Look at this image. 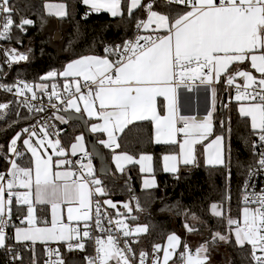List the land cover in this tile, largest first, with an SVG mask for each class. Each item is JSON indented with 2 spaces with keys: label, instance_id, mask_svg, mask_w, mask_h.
I'll use <instances>...</instances> for the list:
<instances>
[{
  "label": "snow or ice",
  "instance_id": "1",
  "mask_svg": "<svg viewBox=\"0 0 264 264\" xmlns=\"http://www.w3.org/2000/svg\"><path fill=\"white\" fill-rule=\"evenodd\" d=\"M82 2L97 13L106 11L112 17H122L125 14L121 0H82ZM154 2L155 0H150L142 5V0H128L125 7L129 16L134 9L141 6L147 11V21L138 22L137 29H147L155 24L156 28L153 31L163 30L164 34L155 37L139 35L134 41H127L123 46L106 47L104 57L82 56L68 63L66 69L59 75L74 78V91H70L66 99L56 96L61 105H66L60 111L71 108L79 113L81 107L78 100L84 101L83 108L87 116L102 121L93 123L90 131L106 133L107 139L100 141V144L110 150L120 147L116 133H123L128 125L135 121L151 120L155 123L154 141L157 144H177V135L182 133L183 142L179 144V155L163 156L164 170L176 172L177 165L181 161L184 165L195 164V145L202 143L211 135L214 127L211 111L206 117L199 119L196 116L179 114L178 89L183 87L191 91L194 86H204L211 93L214 109L216 88L213 85L220 83L223 76L228 86L236 87L235 100L247 101L246 105L239 107V112L245 117H250L254 132L258 130L260 145L253 144V148L264 147V0H168L169 4L183 6V11L175 13L171 19L169 15L154 11ZM12 14L10 0H0V19L3 20V23H0L2 29L0 40L10 39V29L14 24ZM58 15H67L66 6H60ZM32 24V20L21 18L16 27L24 31L25 25ZM5 51L7 55L8 50ZM11 53H16V49H12ZM108 53L114 54L116 59H108ZM27 58V55L22 53L12 55V60H27ZM246 63L259 76L254 75L251 70L240 67ZM56 75V72H50L44 79ZM78 77L83 78V87L87 89V94L81 92V82L75 79ZM238 77L245 81L243 91L240 85L235 84ZM64 87L67 89L68 84ZM0 88L12 91V88L4 85H0ZM24 88L32 92V88L27 84H24ZM158 97H163L166 101L163 104L165 115H161L158 111ZM33 98H35L34 92ZM8 107L7 103H0V109ZM31 110L29 108V111ZM42 110L37 109V111ZM56 119L61 123H67L64 115H59ZM178 122L181 123V127H177ZM224 124L225 121H220L221 127H224ZM40 130L47 138L46 127H41ZM22 133L28 134L22 143L33 158L31 166L28 167H22L17 163V158L23 155L18 151V141ZM33 137H37L35 126H32L31 130L22 129V132L17 133L8 144L9 155L5 159L8 160L10 168L6 173L0 172V248L6 246L8 239L6 229L12 227L15 233L13 238L17 242L37 240L66 242L68 251H84L85 241L92 240L95 244V255L86 256V264H110V262L132 264L136 259V253L127 239L121 247L119 237L122 235L127 238L147 233L148 227L140 225L131 229L122 219L117 218L113 221L106 210L102 211L101 202L93 200L94 196H104L107 193L102 181L96 177L91 162L92 153L85 148L84 135L76 136L75 143L71 144V155L82 153L81 161L77 162L80 169L73 171V162L61 159L56 162L57 167L64 165L69 167L57 172L52 170V157L47 155L45 139L37 138L34 144ZM224 140V135L215 136L209 145L211 152L207 158L208 164H225ZM47 145L53 149L55 155L60 157L66 155L62 148L56 151L60 145L59 139L55 141L47 139ZM2 147L0 145V148ZM42 151L44 155L41 154ZM258 156L257 167L264 170V151L258 153ZM84 158L88 159L87 164L82 162ZM113 159L117 169L123 172V162L143 164L144 161H151L152 157L142 155L137 161L131 155L122 153L114 155ZM147 170L150 171V167ZM150 186L152 185L145 181L144 187ZM15 189H24V191ZM247 189L246 184V193ZM13 198L18 205L27 206L26 216L20 219V224L25 225L23 227H17L12 223ZM243 199L245 206L242 209L241 219L226 216L223 205L215 203L211 205L213 214L226 219L228 226L227 233H215L212 242L229 243L230 236L234 235L238 245H251L255 264H264V190L259 193L255 191L247 193ZM36 204L50 205L51 227L38 226L35 215ZM103 204L113 209L117 207L111 200H104ZM62 205H68L67 220L76 221V226L63 223ZM252 205L255 207H251ZM136 207L140 209L138 201ZM123 208L127 209L128 213L133 210L129 203H124ZM120 215L121 213L117 211V216ZM193 219H197L195 215ZM105 220L109 226L114 225L115 232L113 227H105ZM80 222H83L82 227ZM93 225L96 230L106 235H92L90 229ZM185 227L189 232L194 230L188 225ZM137 242L133 241V243ZM179 242L180 238L175 234L167 237V249L172 251L164 250L163 264H168ZM185 249L186 252L180 254L183 264H205L206 258L193 259L187 252V246ZM160 250L161 245H154V252ZM202 251H207L206 246L202 245L196 250L197 256ZM257 251L261 255H257ZM53 254L56 259L47 261L46 264H65L58 249L49 250V256ZM147 255L143 251L139 253V264H145ZM16 258L22 259L19 256ZM153 264H159L158 257L154 259Z\"/></svg>",
  "mask_w": 264,
  "mask_h": 264
},
{
  "label": "trees",
  "instance_id": "2",
  "mask_svg": "<svg viewBox=\"0 0 264 264\" xmlns=\"http://www.w3.org/2000/svg\"><path fill=\"white\" fill-rule=\"evenodd\" d=\"M48 0H10V5L17 21L22 16L33 21L27 30H14L13 43L16 48L27 54V60L14 66H3L0 70L1 83L8 86L24 81L39 85L51 86L59 83L60 79L47 77L50 72L59 71L62 66L75 57L89 53L106 54L104 49L116 48L124 45L137 32L136 24L144 20L147 11L143 6L134 9L132 15L127 14L125 7L128 0H121L124 15L112 17L110 13L101 11L95 13L82 0H49L66 4L67 15L55 16L45 9ZM150 0H143L147 4ZM153 9L169 16L183 11V6L156 1ZM56 32L61 33L60 40L54 39ZM114 60L116 56L108 53ZM218 108L214 114L213 134L224 135L226 160L221 166H211L203 163L202 146L196 147V162L183 165L178 174L163 171L161 159L163 153L175 151L176 145L157 144L153 136V123L137 121L129 125L119 136L117 152H127L133 156L151 152L154 157V174L158 185L145 189L142 187V172L138 165L132 164L123 172L114 170L111 164L109 149L98 143L107 153V160L111 166V175L104 176L108 196L114 201H128L132 212L126 213V220L132 225H147L148 232L138 234L132 244L136 259L141 251L149 253L154 245H161V253L168 235L175 233L181 237V246L173 260L180 259L186 242L208 243L212 248L219 241L213 243V236L219 232L226 234L228 226L226 219L213 214L211 205H223L225 215L236 219L240 216L243 191L242 186L250 171L257 165V148H253L258 140V132L251 128L250 120L241 116L236 100L228 101L227 91L223 84L217 87ZM224 101V104H223ZM0 103L9 105L7 114L0 118V172H6L10 140L21 133L22 129L34 123L39 113L29 111L28 105L22 98L16 97L9 91L0 90ZM223 104V105H222ZM220 121H225L221 127ZM65 130L61 134L64 145L69 144L75 133L84 132V126L78 121L64 124ZM230 129V131H229ZM25 133H22L24 136ZM21 139L19 142H21ZM18 160L22 165H30L28 154ZM139 202L140 209L136 204ZM20 208V207H19ZM42 222L47 221L49 211L47 207L39 209ZM15 216L21 215V209H12ZM193 215L197 219H193ZM135 217V219H133ZM185 225L194 229L189 232ZM231 242L226 243L231 258L220 262L208 258L205 264H255L252 259L250 245L240 246L234 235ZM38 250L42 244H38ZM211 255V250L208 257ZM85 253L66 252L67 264H86ZM6 255L0 251V264H5Z\"/></svg>",
  "mask_w": 264,
  "mask_h": 264
},
{
  "label": "built area",
  "instance_id": "3",
  "mask_svg": "<svg viewBox=\"0 0 264 264\" xmlns=\"http://www.w3.org/2000/svg\"><path fill=\"white\" fill-rule=\"evenodd\" d=\"M156 1H163L167 4L168 0H155ZM11 6V5H10ZM14 11L12 14V18L14 21V24L12 26V28L10 29V39H2L0 40V70L3 66H7V67H11L14 66L16 64H18L19 62H23L25 60H12V55L15 54H26L24 51L18 49L15 47L14 43L12 42L13 40V35H14V30L16 28V25L19 24L20 19L24 18V19H29L26 16H22L19 19H17V21L14 18ZM0 23H3V20L0 19ZM28 25H25V30L24 32L27 30ZM2 30V29H0ZM142 35V34H140ZM139 36V35H137ZM137 36L132 40L134 41ZM141 43H143V41H141ZM123 46V45H122ZM108 48V47H107ZM12 49H16V53H11ZM8 50V54L6 55V51ZM27 55V54H26ZM24 84H27L29 87L32 88V92H29L26 88H24ZM0 85H4L5 87H10L12 88L11 93H13L16 97L18 98H22V100L28 105L29 108L32 109V111H35L36 113H39L38 117L35 119L34 123L31 124L30 126H28L27 128H32V126H35V130L37 132L38 135L42 136L43 133L41 132V127H46V130L48 132V134L53 137V138H61V134L62 132L65 130V125L61 124L58 122V120L56 119V115H58L60 112V109L63 108V105H61L60 100H58L56 98L57 95H59L61 97V99H66L68 97V93L64 90L63 86L60 85L59 83H54L51 86H46L44 88H38V84L36 83H31V82H24V81H19L16 82L15 85H10L8 86L5 83H1V75H0ZM93 90H95V86H92ZM20 89V90H19ZM0 90L4 91L5 88H0ZM85 92L84 94H87V89L85 88ZM20 92H22L23 94H19ZM33 92L35 93V98H33ZM55 93V95L53 94ZM51 97V99H50ZM37 109H43L42 111H37ZM27 135V133H25ZM256 145H260V141L259 139L256 142ZM256 153L258 155V153L264 151V147H256ZM18 151H20L23 155L20 157H24L25 156V151L21 145V142L18 141ZM90 153V152H89ZM81 157H82V153H77V155L73 156L71 155L69 157V160H71L73 162V166H72V170L73 171H77L80 169V165L79 163H77L78 161H81ZM11 158H15V157H11ZM20 158H17V163L18 160ZM259 159V156H258ZM257 159V160H258ZM87 158L83 159V163H85V161H87ZM10 165H8V168L6 170V172L9 170ZM5 172V173H6ZM96 177L98 179H100L102 181V185L106 191V195L104 196H94V201L99 200L102 204V211L107 212L108 216L111 217L113 219V221H115L117 218L122 219L124 221V223H126L129 228L134 229L135 226L132 225L131 223H129L126 220L125 214L117 209H112L110 206L108 205H104L103 201L106 200V197L108 196V191L106 188V180L104 179V176L100 175V174H96ZM248 185V189H247V193H251L252 191H255L257 193L261 192V190H264V170H260L258 169L257 165L250 171L249 175L247 176V179L244 181L243 186H242V191H243V197H242V205L243 208L245 206L244 204V196L247 194L245 191V185ZM14 203H17L15 198H13V205ZM251 207H255V205H252ZM242 208V209H243ZM117 211H119V213H121V215L118 217L117 216ZM25 215H17L15 216L12 212V223H14L17 227L22 226V224H20V219L23 218ZM242 218V210H241V214L238 218L236 219H241ZM90 224L92 222H89ZM105 223V227H113V231L115 232L116 229L113 226H109L107 224V220L104 221ZM81 227L83 223H80ZM76 226V225H75ZM92 232V235L94 236H102V235H106V234H102L100 233L98 230L95 229L94 225L93 227L90 229ZM6 233H7V237L8 239L6 240V246L0 248V251L3 252V254L6 255V260H5V264H46L47 261L50 260H55L56 256L55 254H53L51 257L49 256V250L51 249H58L59 253H60V257L63 258L65 264H67L66 260H65V254L66 252H75V253H80L83 252L85 253L86 256H91V255H95V244L94 241L92 240H86V248L84 251H80V250H73V251H68L67 249V243H58V242H51V243H46L43 244V248L38 250V243L35 244L33 242H29V241H23L22 243L17 242L13 239L14 236V228L9 227L8 229H6ZM137 235H133L131 237H123L122 235L119 237L120 239V245L121 247H123V243L124 240L127 239L128 242L131 244V242L135 241ZM72 243H75V241H72ZM132 246V244H131ZM251 248V245H250ZM183 252L185 253V245L183 246ZM195 251V250H194ZM147 257H146V261L145 264H153V261L155 258H159V264H161V259H162V253L161 251L158 252H154L153 248L151 249V252L147 253ZM257 255H261V253L259 251H257ZM19 256L22 259H17L16 257ZM139 258L133 260L132 264H139ZM131 259V258H130Z\"/></svg>",
  "mask_w": 264,
  "mask_h": 264
},
{
  "label": "crops",
  "instance_id": "4",
  "mask_svg": "<svg viewBox=\"0 0 264 264\" xmlns=\"http://www.w3.org/2000/svg\"><path fill=\"white\" fill-rule=\"evenodd\" d=\"M143 1V0H142ZM50 2H54V1H47V2H45V4H50ZM56 2V1H55ZM61 4V6L63 5V6H66V4H64L63 2H56V3H54V6L53 7H57V6H59ZM91 9V8H90ZM154 11H156V12H158V13H160V14H165V13H162L161 11H157V10H155V9H153ZM51 14H54V13H52V11H49ZM55 15V14H54ZM167 15V14H166ZM55 16H57V17H59L60 15H55ZM173 16V15H172ZM172 16H170V19H171V17ZM147 18H148V13H147V15H146V17H145V19H144V21L146 22L147 21ZM156 28V25L155 24H152V25H150L147 29H144V28H142V33H143V35H152L153 37H155V36H157V35H163L164 34V32H163V30H159V31H157V32H154L153 31V29H155ZM89 55H95V56H100V57H104L106 54H103V55H100V54H95V53H89V54H87V55H82V56H89ZM82 56H78V57H75V59H72V60H70V61H67L63 66H62V68L59 70V71H57L56 73H57V75L56 76H54V77H50V78H56L57 77V79H60V80H62V82H63V88H64V90L68 93V96H69V94H70V91H74V83H73V80H74V78H71V77H68V78H65V77H63V76H61V75H59V73H61V72H63L65 69H66V66H67V64L68 63H70V62H72L73 60H76V59H78V58H80V57H82ZM107 56H108V59H110V60H114V58H112V56H110V55H108L107 54ZM241 68H245V69H248V70H251L250 68H249V66L247 65V63L246 64H244V65H241L240 66ZM251 71H253V74L254 75H257V76H259V74L258 73H256L255 72V70H251ZM75 79H79L80 80V82H81V92L84 94V92L86 91L85 90V88L83 87V85H84V81H83V78L82 77H78V78H75ZM65 84H68V88L66 89L65 87H64V85ZM219 84H223V86L225 87V89H226V91H227V98H228V101H230V100H235V96L237 95V89H236V87L235 86H228L226 83H225V81H224V79H223V76L221 77V82L220 83H216V84H214L213 86L216 88V97H215V107H214V109H213V106H212V97H211V93H210V91L208 90V89H206L204 86H200V87H193L192 88V90L191 91H189V90H187L186 88H183V87H180L179 89H178V99H179V114L180 115H183V116H196L198 119L199 118H203V117H206L207 115H208V113H209V111H211L212 112V117H213V119H214V114H215V112L217 111V108H218V106H217V104H218V97H217V94H218V92H217V87H218V85ZM235 84L236 85H240V89H241V91H243V86H244V84H245V81H244V79L243 78H240V77H238L237 79H236V81H235ZM41 85H39L38 84V88H44V87H40ZM95 90H93V92H94ZM77 96L78 95H80V94H76ZM238 102V111H239V107L241 106V105H246V104H243V103H247L246 101H241V102H239V101H237ZM98 103H99V101L97 100L96 101V104H97V106H98ZM166 103V101H164V98L163 97H158L157 98V107H158V111L160 112V114L161 115H165L166 113L164 112V110H163V104H165ZM78 104H79V106L81 107V111H80V113H82L85 117H86V121H87V124H88V128H89V130H90V127H91V125L93 124V123H101L102 121H99V120H97L95 117H93V118H89L88 116H87V113H86V111H84V108H83V104H84V101H80V100H78ZM66 107V105H63V108H65ZM8 109V108H7ZM7 109H0V118L1 117H3V116H5V114H7ZM67 110H72V111H75L74 109H71V108H68ZM76 112V111H75ZM240 113V112H239ZM59 115H63V114H61V113H59L58 115H56V117L57 116H59ZM241 116H243V115H241ZM243 117H245V116H243ZM65 118L67 119V123L70 121L66 116H65ZM245 118H247V119H249L250 120V123H251V119H250V117H245ZM58 120V119H57ZM144 121H148V120H144ZM151 121V120H150ZM58 122L59 123H61L59 120H58ZM135 122H137V121H135ZM152 123H153V136H154V133H155V123L153 122V121H151ZM67 123H61V124H67ZM134 123V122H133ZM133 123H131V124H133ZM131 124H129V125H131ZM128 125V126H129ZM213 125H214V120H213ZM182 125H181V123L180 122H178L177 123V127H181ZM125 131V130H124ZM257 132H258V130H257ZM94 133V132H93ZM81 134H83L84 135V144H85V148H86V150L88 151V152H90L89 151V146H88V139L86 138V135H85V133L84 132H77V133H75V136L73 137V140L69 143V144H65L64 145V142H63V139L62 138H53V137H51L49 134H48V137L47 138H45L43 135L42 136H40V135H38L37 134V137H33L32 138V142L35 144V142H36V140H37V138H43V139H45V147L47 148V155H50L51 157H52V170H53V172H57V171H64V170H66L69 166L68 165H64V166H62V167H57V161L58 160H61V159H65V160H69V157L71 156V144L72 143H75V137L76 136H78V135H81ZM95 135H97V137L98 138H100V140L99 141H102V140H105V139H107V134L106 133H100V132H95L94 133ZM120 134L121 133H116V136H117V143H118V141H119V136H120ZM221 135V134H220ZM27 136H28V134L26 135H24V136H22V139H21V145H22V147H23V149H24V151H25V153H27L28 154V158L30 159V165L29 166H31V163H32V157H31V153L30 152H28L27 151V148H26V146L25 145H23V143H22V141L25 139V138H27ZM215 136H217V135H215V134H213V132H212V134L211 135H209L206 139H204L203 141H202V143H199V144H197V145H195V149H196V147H198L199 145L200 146H202V149H203V163L204 164H207V165H211V166H221V165H218V164H208L207 163V158H208V156H209V154H210V152H211V148L209 147V145L211 144V142L214 140V138H215ZM47 139H52L53 141H55L56 139H59L60 140V145L57 147V149H56V151H59L61 148L62 149H64L65 150V152H66V155L65 156H63V157H60V156H57V155H55V152L53 151V149L49 146V145H47ZM177 141H178V143L177 144H175L176 145V149H175V151H167V152H165V153H163V156H165V155H179V153H180V148H179V144L180 143H182L183 142V134L181 133V134H178L177 135ZM223 144H224V159L226 160V149H225V140H224V142H223ZM105 147V146H104ZM106 148V147H105ZM108 149V148H107ZM116 149V148H115ZM110 150V149H109ZM110 151H112L113 153L111 154V164H112V166H114V170H116V171H118L119 173H121L118 169H117V167H116V162H115V160L113 159V157H114V155H116V154H122V153H127V152H117L116 150H110ZM79 153V152H78ZM91 153V152H90ZM42 155H44V153H43V151H42V153H41ZM128 155H131V154H129V153H127ZM142 155H145V156H151L152 157V159H151V161H144L143 162V164H141V163H136V165H138L139 166V168H140V171L142 172V177H141V185H142V187L143 188H145V189H150V188H153V187H155V186H157L158 185V179H156V177H155V174H154V170H155V165H154V157H153V154L151 153V152H149V153H143V154H140L139 156H133V155H131L132 157H134V159L135 160H139L140 159V157L142 156ZM163 156H162V159H161V165H162V169H163V171H165L164 170V160H163ZM91 162H92V165H93V168H94V170H95V173L96 174H99V172H98V170H99V164H98V161H97V159L94 157V155L92 154V157H91ZM88 163V160L87 161H85V163L84 164H87ZM170 163V162H169ZM18 164H20L22 167H28L27 165H22L21 163H19L18 162ZM132 164H135V163H126V162H123V167H124V170L127 168V167H129L130 165H132ZM183 163H182V161L181 162H179L178 163V165H177V167H178V171H176V172H172V171H165V172H168V173H171V174H178V172L181 170V168L183 167ZM189 165H192V164H189ZM150 167V171L149 170H147L148 168ZM10 168V167H9ZM142 169H144V170H142ZM103 176V175H102ZM145 181H148L152 186H150V187H144V183H145ZM16 191H24V189H15ZM93 200H94V198H93ZM106 200H111V201H113V203H115L116 205H117V207H116V209L117 210H119V211H121V212H123L124 214H126L128 211H127V209H125V208H123V204L125 203L124 201H122V202H117V201H114L113 199H111V197H109V196H107L106 197ZM17 207V211H19L20 209H21V211L22 212H24V213H22V214H24L25 216H26V207L27 206H24V205H18L17 203H14V205H12V209H14V208H16ZM20 207V208H19ZM42 207H47V211H49V216L47 217V221H45L46 223H43L42 221L43 220H45L43 217L41 218L40 217V211H39V209L40 208H42ZM67 207H68V205H62V221H63V223H65V224H68V223H71V226H75L76 224H77V222L76 221H72V222H69L68 220H67ZM35 208H36V212H35V215H36V217H37V220H38V226H40V227H51V220H52V213H51V207H50V205H47V204H45V205H39V204H36L35 205ZM113 209V208H112ZM21 214V215H22ZM80 223H83V222H80ZM23 226H25V225H22V226H20V227H23ZM15 234V233H14ZM173 234H175V233H172V234H170V235H173ZM176 235V234H175ZM169 236V235H168ZM177 236V235H176ZM14 237V236H13ZM179 237V236H178ZM180 238V242H179V245L177 246V248L175 249V252H174V254H173V256L169 259V261H168V264H177V262H174V260H173V258H174V256L176 255V253L178 252V249H179V247H180V245H181V237H179ZM14 239V238H13ZM15 240V239H14ZM16 241V240H15ZM23 241H20V243H22ZM29 242H32V241H29ZM51 242H54V241H47V242H41V241H39V240H37V241H35V242H33V243H35V244H46V243H51ZM56 242H58V243H65V242H59V241H56ZM165 249H167V240H166V243H165V245H164V247H163V253H162V259H163V255H164V250ZM168 251H172V249H167ZM162 259H161V264H163V261H162ZM110 264H114V262H110Z\"/></svg>",
  "mask_w": 264,
  "mask_h": 264
},
{
  "label": "rangeland",
  "instance_id": "5",
  "mask_svg": "<svg viewBox=\"0 0 264 264\" xmlns=\"http://www.w3.org/2000/svg\"><path fill=\"white\" fill-rule=\"evenodd\" d=\"M54 3H56V2H50V4H45V9L48 10V12L49 11H52V13H54L55 15L56 14L58 15V12L60 10L61 4L59 6H57V7H53L54 6ZM86 6H89V5H86ZM66 12H67V10H66ZM141 21H144V20H141ZM142 31H143L142 28L137 29L136 34L130 40H133L137 35H140V34L143 35ZM130 40H128V41H130ZM239 102H241V101H239ZM243 104H247V103H243ZM124 202L125 203H129L128 201H124ZM225 244L226 243L224 241H219V243L215 244L211 248L210 245H208V243L200 244V243L186 242L185 243V246H187V252H188V254H191L192 255L193 259H202V260H204L206 258V260H208V258H211L213 260H221L220 262L223 263V261L229 260L231 258L230 252H229L228 249H226V245ZM202 245L203 246H206L207 251L206 252L202 251L197 256L196 250L198 248H200ZM247 245H249V244H247ZM210 250H211V255L208 257V253H209ZM162 261H163V259H162ZM174 262H177V264H183V262L181 261V259H179V260L176 259V260H174Z\"/></svg>",
  "mask_w": 264,
  "mask_h": 264
},
{
  "label": "water",
  "instance_id": "6",
  "mask_svg": "<svg viewBox=\"0 0 264 264\" xmlns=\"http://www.w3.org/2000/svg\"><path fill=\"white\" fill-rule=\"evenodd\" d=\"M91 11H93L91 9ZM95 12V11H94ZM97 13V12H95ZM61 33L56 32L54 35V39L60 40ZM224 104V101H223ZM222 104V105H223ZM64 116H66L71 121H78L84 126V133L86 135V138L88 139V146L89 151L94 155V157L97 159L99 164V174L103 176L111 175V166L107 160V153L102 149L100 144L98 143V138H96V135L91 132L88 128V124L86 121V117L82 113H77L72 110L62 111L60 112ZM71 117V118H69Z\"/></svg>",
  "mask_w": 264,
  "mask_h": 264
}]
</instances>
